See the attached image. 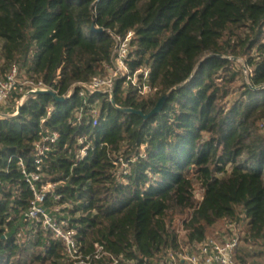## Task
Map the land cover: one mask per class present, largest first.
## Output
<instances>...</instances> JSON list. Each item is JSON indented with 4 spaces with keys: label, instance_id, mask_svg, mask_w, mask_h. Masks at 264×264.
Listing matches in <instances>:
<instances>
[{
    "label": "trees",
    "instance_id": "trees-1",
    "mask_svg": "<svg viewBox=\"0 0 264 264\" xmlns=\"http://www.w3.org/2000/svg\"><path fill=\"white\" fill-rule=\"evenodd\" d=\"M108 31L135 32L130 67L148 65L155 92L118 82V108L93 96L96 126L77 123V94L28 97L0 121V264H71L24 219L33 197L18 160L32 167L44 132L60 136L43 164L56 184L45 206L61 209L85 254L100 244L124 264H157L181 248L174 220L188 215L185 245L219 222L242 223L239 262L264 264V0H0V77L17 65L64 97L105 72ZM165 95L148 119L120 110L148 115Z\"/></svg>",
    "mask_w": 264,
    "mask_h": 264
},
{
    "label": "built area",
    "instance_id": "built-area-1",
    "mask_svg": "<svg viewBox=\"0 0 264 264\" xmlns=\"http://www.w3.org/2000/svg\"><path fill=\"white\" fill-rule=\"evenodd\" d=\"M108 34L114 45L110 63L106 65L105 72L93 76L85 83L76 84L64 96L70 100L74 94H77L82 101V106L76 114L77 123L82 117H86L92 118L93 124L96 126L99 112L96 104L91 103L93 96L108 95L112 101L118 82H122L125 89L136 88L143 96L155 92L149 85L150 67L143 65L136 70H132L130 67V63L134 59L132 43L135 39V32L129 31L124 36L114 31H108ZM37 88L49 87L41 80L25 77L17 65L13 66L5 76L0 77V121L8 117H16L28 98V92ZM259 126L264 134V123ZM59 141L60 136L57 132H44L33 144L32 167L28 168L23 159L18 160V167L33 197L24 214V219L28 222L38 223L52 240L60 242L64 247L65 258L71 264H92L100 260H107L109 264H124L122 257L109 254L100 244H95L94 251L85 254L78 241L77 231L71 228L69 219L61 213V209L58 207L46 208L45 199L48 194L55 192L56 184H51L48 181L43 164L45 158ZM80 143L82 144L83 140H80ZM85 155L86 151L83 149L78 158H83ZM59 199L58 195H54V200L58 201ZM243 231L241 223H226L223 230L208 236L202 243L188 244L176 251H169L157 264H241L238 260V252ZM18 236L21 237L20 234Z\"/></svg>",
    "mask_w": 264,
    "mask_h": 264
},
{
    "label": "water",
    "instance_id": "water-1",
    "mask_svg": "<svg viewBox=\"0 0 264 264\" xmlns=\"http://www.w3.org/2000/svg\"><path fill=\"white\" fill-rule=\"evenodd\" d=\"M92 30L94 32H102L103 30H99L95 27V25L92 26ZM33 96H50L55 102H58V103H63V102H66L68 99L65 98V97H59L57 95L56 92H54L53 90L49 89V88H45V89H41V88H37V89H34V90H31L28 92L27 94V97H33ZM168 99V95H165L163 96L156 104L155 108L150 112V114L146 115L144 114L142 111H137V110H134V109H120L123 113H126V114H134V115H138V116H141L142 118L144 119H148L152 116H155L157 114H159L163 107H164V104L166 103ZM112 104L118 108L115 104V101H114V98H112Z\"/></svg>",
    "mask_w": 264,
    "mask_h": 264
},
{
    "label": "rangeland",
    "instance_id": "rangeland-1",
    "mask_svg": "<svg viewBox=\"0 0 264 264\" xmlns=\"http://www.w3.org/2000/svg\"><path fill=\"white\" fill-rule=\"evenodd\" d=\"M240 65H241V66H244V65H245L244 61L240 60ZM246 74H248V71H245V76H247ZM238 95H239V93H237L236 96L238 97ZM236 96H235V97H236ZM235 97L230 98V100H234ZM261 123H264V120L261 121L260 124H261ZM201 196H202V191H201V189H200L199 187H196V190H195V199H196L197 201H200V200H201ZM187 217L189 218L188 215H184L183 217H176L175 220H174L175 230H176L177 234L179 235L180 242L182 243L181 247H186V245H185V243H184V242H185V235H186V233H185V231L183 230V221H184L185 219H187ZM226 223H227V222H219V223L215 224L213 227H211V228L209 229V234H208V236H212V235L215 234V232H217V231H219V230H220V231L223 230V229L226 227ZM241 225H242V227H243V224H242V223H241ZM18 237H19V236H18ZM19 238H20V237H19ZM257 250L261 251L260 249H257ZM259 260H260L259 262H263V263H264V259H263V258H261V259H259Z\"/></svg>",
    "mask_w": 264,
    "mask_h": 264
}]
</instances>
